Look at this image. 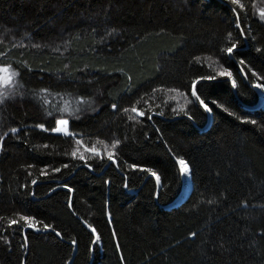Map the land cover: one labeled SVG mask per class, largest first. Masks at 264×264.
I'll list each match as a JSON object with an SVG mask.
<instances>
[{"label": "trees", "instance_id": "obj_1", "mask_svg": "<svg viewBox=\"0 0 264 264\" xmlns=\"http://www.w3.org/2000/svg\"><path fill=\"white\" fill-rule=\"evenodd\" d=\"M243 3L237 21L230 0H0V65L18 73L0 103V264H264V0ZM177 157L191 189L169 208Z\"/></svg>", "mask_w": 264, "mask_h": 264}, {"label": "snow or ice", "instance_id": "obj_2", "mask_svg": "<svg viewBox=\"0 0 264 264\" xmlns=\"http://www.w3.org/2000/svg\"><path fill=\"white\" fill-rule=\"evenodd\" d=\"M230 3L232 5H234V6H236V7L233 8V12L236 14L237 21H239L240 12L238 11V9L245 8V4L243 3V0H230ZM259 17H260V19L262 21H264V7L259 9ZM236 27L237 28H241L240 23H237ZM241 32H243V29H241ZM228 36H229V38H231L232 33H228ZM236 47H237L236 43H232L231 46L223 49V51H225L229 55H231L233 53V49H235ZM197 60H199V58H197ZM241 63H243V61H241ZM0 74H2V75H0V89H2V90H0V103H3L4 100L9 95V92L7 91V89L9 88V86H13L14 87V78H15L16 75H18V73L14 69H12L10 65H0ZM218 74L220 76H227L229 78H231V76H232V73L229 71V69L225 68V67H221V69H220ZM199 79L200 80H209V81H211V80L214 79V77L211 76V75H208V76L199 77ZM232 84L235 87L236 86V81L233 80ZM196 85H197V81L196 80L192 81V95H194L196 97V99L199 101L200 105H202L203 108L206 111L211 112L212 108L209 107V105L207 103H205V101L203 99L200 98V94L198 93V89H197ZM254 87L258 88V89H261V90H264V84H255ZM44 91H47V89H45ZM173 91H175V89H173ZM116 107H117V105L115 103H113L112 104V108L116 109ZM124 111H128V109H124ZM131 111L137 113L140 116H144V114H145L142 110H138L136 108H132ZM185 114L187 115V113H185ZM129 118L132 119V117H129ZM250 122L253 123V124L256 123L255 120H252ZM56 123L59 126L52 127L51 131L58 132V133L62 132L65 135H70V136L75 135L74 133L69 132L68 121L66 119H60V120L56 121ZM37 127L45 128V125L44 124H39V125H37ZM45 130H48V129H45ZM10 131L15 133V132H17V129L16 128H12ZM5 135H7V133H5ZM119 144H120L119 140H113L111 142V149L112 150L107 151L108 160H110L113 164H116L117 166H119V163H118V161L116 159V149H117V146ZM107 148H108V145H105V150H107ZM89 151H91L94 155H100L101 159L103 158V155L95 147L89 149ZM71 154L73 156L77 155V153L75 151L72 152ZM80 158L81 159H85L84 156H81ZM176 162L180 166V171H181L182 174H187V173L190 172L189 164L183 158L177 157L176 158ZM66 166L67 165H65V167ZM89 167H91V165H89ZM131 167L133 169H136L139 166L134 163V164L131 165ZM54 171L58 172V171H60V169H54ZM148 171H150V170H148ZM151 174L156 177L157 183L159 184L160 177L155 172H152ZM32 183L35 184L36 181L33 180ZM125 186L127 187V185H125ZM64 187L66 189H68L69 192L72 191V189L67 184H65ZM70 206H71V202H70ZM21 219H22V221L25 223V225L27 227L39 230V228L37 227L39 222L36 221L34 217L28 216V215H23L21 217ZM19 224H20V221H17L15 219L9 221V225L10 226L11 225H19ZM49 227L50 226L48 224H43V228L45 230L49 229ZM89 227H91V225H89ZM53 231H54V229H53ZM92 231L96 232V229L92 228ZM57 235H60V233H57ZM192 235L195 236L196 233H192ZM99 239H100V237L97 235V240H99ZM72 243L75 244L76 241H72Z\"/></svg>", "mask_w": 264, "mask_h": 264}, {"label": "rangeland", "instance_id": "obj_3", "mask_svg": "<svg viewBox=\"0 0 264 264\" xmlns=\"http://www.w3.org/2000/svg\"><path fill=\"white\" fill-rule=\"evenodd\" d=\"M0 75H2V74H0ZM255 88V87H254ZM11 88H10V86H9V88L7 89V91L9 92V94L11 93V90H10ZM0 90H2V89H0ZM255 90H256V92H257V94H258V96L259 97H261L262 96V92L260 91V89H258V88H255ZM60 119H65V118H59L58 120H60ZM57 120V121H58ZM67 120V119H66ZM57 126H59V125H57V123H56V127ZM56 133H58V132H56ZM59 134H64V133H62V132H60ZM77 149H79L80 151H81V153H83V152H85V153H90L91 151H89V149H85L84 150V148L82 149L80 146H78V148ZM182 174V173H181ZM187 174H189V173H187ZM186 178V174H182V181H183V183H184V179ZM189 180H190V178H189Z\"/></svg>", "mask_w": 264, "mask_h": 264}, {"label": "water", "instance_id": "obj_4", "mask_svg": "<svg viewBox=\"0 0 264 264\" xmlns=\"http://www.w3.org/2000/svg\"><path fill=\"white\" fill-rule=\"evenodd\" d=\"M183 187H184V183H183V186H182V188H181V195H179V196L176 198V200H174L173 203H171L170 205H168L169 208L172 207V206H176V205L180 204V203L186 198V196H187L188 193L190 192L191 185H190V187H189L187 193H185L184 196H182V190H183ZM168 207H167V208H168Z\"/></svg>", "mask_w": 264, "mask_h": 264}, {"label": "bare ground", "instance_id": "obj_5", "mask_svg": "<svg viewBox=\"0 0 264 264\" xmlns=\"http://www.w3.org/2000/svg\"><path fill=\"white\" fill-rule=\"evenodd\" d=\"M189 187H190L189 174H186V178L184 179V187L182 190V196H184L185 193H187Z\"/></svg>", "mask_w": 264, "mask_h": 264}]
</instances>
